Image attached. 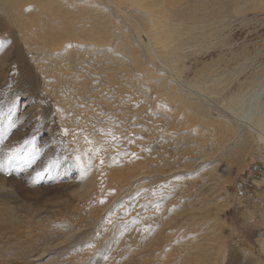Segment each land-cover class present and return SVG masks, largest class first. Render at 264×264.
<instances>
[{"label":"bare ground","instance_id":"6f19581e","mask_svg":"<svg viewBox=\"0 0 264 264\" xmlns=\"http://www.w3.org/2000/svg\"><path fill=\"white\" fill-rule=\"evenodd\" d=\"M247 20L264 21V0H0V50L12 51L0 67H13L10 90L26 92L68 141L83 135L80 176L60 177L72 178L62 203L0 190L9 217L0 226L18 223L24 239L38 234L42 246L25 251L32 262L55 252L46 240L57 230L44 231L57 220L68 245L83 223L98 226L94 242L103 247L85 245L72 256L91 254L79 264H264L245 248L227 253L224 198L212 175L219 160L243 166L253 142L264 151V61L239 78L250 57L228 59L213 37ZM6 78L0 72V85ZM19 146L30 151L13 140L0 155L10 159ZM23 162L29 177L40 176L31 159ZM10 177L3 172L0 182ZM47 215L53 222L42 227ZM69 257L61 262L72 264Z\"/></svg>","mask_w":264,"mask_h":264},{"label":"rangeland","instance_id":"374dc122","mask_svg":"<svg viewBox=\"0 0 264 264\" xmlns=\"http://www.w3.org/2000/svg\"><path fill=\"white\" fill-rule=\"evenodd\" d=\"M242 12L236 11L234 14L239 15ZM227 31H230L229 27L222 30L220 35L213 37L219 40V45L229 51L228 59L232 58L234 53L240 54L242 58H247V55L250 57L251 66L247 72L241 73L239 78L246 73L248 77L251 76L258 64L264 61V21L247 20V23L242 26V30ZM242 39L244 41L240 45L236 44ZM200 48L203 51L202 47ZM11 54L10 45H7L6 48L0 50V60H7ZM186 54L188 57L190 51L187 50ZM2 67L4 65H1L0 69ZM12 69L10 62H7L6 67L0 70L7 77L6 80H2L0 85V147L5 143H13V140H18L24 146H28L30 151L19 146L15 156L10 159L0 155V176L3 177V172H8L11 175L10 183L0 182V190L8 189L13 199L23 197L30 203L38 199L45 204L54 206L64 201L65 197L61 190H64L63 185L65 183L72 180V178L68 180L69 175L66 174L64 176L66 175L67 180H61V175L69 171L75 179L80 176L81 168L76 162V141L82 140L83 135L78 133L76 136L70 137L68 141L57 128L50 125L45 118L43 108L35 105L34 100L26 92L23 90L12 92L9 87L10 77L14 73ZM182 71H184L183 67ZM213 110L217 117L220 113L215 109ZM250 147L245 156V162L242 163L243 166L237 167L235 164L230 165L219 160L218 164L212 168V175L216 177L218 182L215 184L218 191L222 193L224 199L228 198L223 199L222 210L219 214L222 220L226 222L223 231L229 237L227 253L231 252L232 249L238 252L240 248H245L246 251L249 250L252 253L251 257L259 254L264 257V248H262L264 247V245L262 246L264 243V151L256 142H253ZM25 158L32 160V169H36L40 176L29 177L23 162ZM217 175L222 178H218ZM218 179L220 180L218 181ZM2 205L0 204V207ZM7 220L9 217H6L4 212H0V223ZM52 220L47 215V218L41 222L42 227L52 223ZM26 226L28 225L26 224ZM16 227L17 229H8L0 226V264H41L43 262L60 264L59 262L62 260L68 261V255L72 257L82 254L80 249H83L85 245L86 248L84 249L88 250L91 245L93 247L95 244L94 252L100 251L103 247L97 243L98 241L94 242L97 233L95 230L98 229L97 225L83 223L82 228L87 227V229L74 234L73 238L77 241L73 245H68L69 243L65 238L70 232L68 229H59L56 220L53 227L44 231L47 233L51 229L57 230L48 233L46 240L52 243L55 252L48 254L41 260L32 262L26 256L25 251H34L42 246L40 240L36 239L38 234L35 233L31 238L24 239L18 233L21 226L17 223ZM102 235L104 240L112 238L109 229L102 231ZM90 256L91 254L88 257L84 256L80 262L76 260L79 263H85ZM71 257H69V260H73L71 263L76 264L75 258ZM227 259L226 264H229L233 258ZM61 264L63 263L61 262Z\"/></svg>","mask_w":264,"mask_h":264}]
</instances>
